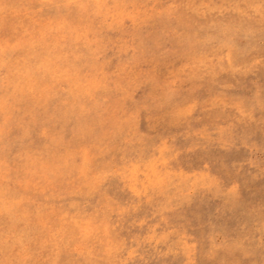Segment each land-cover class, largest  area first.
<instances>
[{
  "label": "rangeland",
  "instance_id": "rangeland-1",
  "mask_svg": "<svg viewBox=\"0 0 264 264\" xmlns=\"http://www.w3.org/2000/svg\"><path fill=\"white\" fill-rule=\"evenodd\" d=\"M0 264H264V0H0Z\"/></svg>",
  "mask_w": 264,
  "mask_h": 264
}]
</instances>
